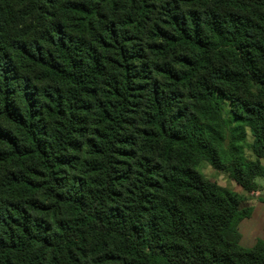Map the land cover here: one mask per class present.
Returning a JSON list of instances; mask_svg holds the SVG:
<instances>
[{
	"label": "trees",
	"instance_id": "1",
	"mask_svg": "<svg viewBox=\"0 0 264 264\" xmlns=\"http://www.w3.org/2000/svg\"><path fill=\"white\" fill-rule=\"evenodd\" d=\"M201 163L264 179V0H0V264H264Z\"/></svg>",
	"mask_w": 264,
	"mask_h": 264
},
{
	"label": "rangeland",
	"instance_id": "2",
	"mask_svg": "<svg viewBox=\"0 0 264 264\" xmlns=\"http://www.w3.org/2000/svg\"><path fill=\"white\" fill-rule=\"evenodd\" d=\"M223 109L225 110V105L223 104ZM251 141V136L248 133L247 136V142ZM246 153L249 155V152L246 151ZM196 170L200 173V175L208 181L214 182L217 185L221 186V187H225L231 191H234L236 193H243L241 188L239 186H237L233 181L230 180V178L228 177V174L225 172H218L216 170H214L209 164L207 163H201ZM256 183L258 184H264V181L262 179H256ZM252 200V198H248V201ZM250 203H248L249 205ZM264 207V204H262ZM260 211H264V209L260 206V208L258 210H256V213H259ZM257 215V214H256ZM254 224V222H247L246 220H244L242 222V224L239 226V231L242 234L243 238H242V244L245 247H250L253 240L250 241V243L248 242V239L246 240V235H251V237L255 238V235L258 234V236L260 237L261 240L264 241V224L262 225V229L258 230L255 226H253V228L251 227V225ZM246 225H248L247 230L243 228L246 227ZM242 231V232H241ZM247 231V234H246ZM250 240V239H249Z\"/></svg>",
	"mask_w": 264,
	"mask_h": 264
},
{
	"label": "crops",
	"instance_id": "3",
	"mask_svg": "<svg viewBox=\"0 0 264 264\" xmlns=\"http://www.w3.org/2000/svg\"><path fill=\"white\" fill-rule=\"evenodd\" d=\"M256 179H262L264 181L263 178H255L254 179V184L256 186V190L254 192L247 194V193H245L241 189L243 193H241V194L238 193V194H240L242 196H245V198H246V201H245V204H244L245 206L252 207V214H251L250 218L245 219V220L247 222H251V221L254 222V224L251 225L252 228H253V226H255L258 230L263 231L262 225L264 224V211H260L259 213H256V210H258L260 208V206L264 209V207L262 205V204H264V184H258V183H256ZM248 198H252V200L248 201ZM248 203H250V204L248 205ZM242 222L238 225V231H239V226L242 224ZM247 228H248V225H246V227L243 228V231H244V229L247 230ZM239 233H240V231H239ZM246 234H247V231H246ZM240 236H241V238H240V245L242 247H244V248H251L252 246L255 245V243L258 240H261L260 237L258 236V234L255 235V238L254 237H251V235H246V237H245L246 240L248 239V242L249 243L252 240H253V242H252V244H251L250 247H245L242 244V238H243V236H242L241 233H240Z\"/></svg>",
	"mask_w": 264,
	"mask_h": 264
}]
</instances>
